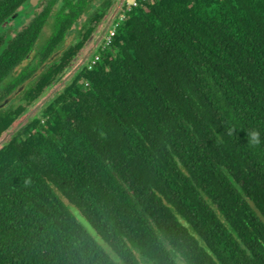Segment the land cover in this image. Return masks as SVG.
Masks as SVG:
<instances>
[{"label": "trees", "instance_id": "16d2710c", "mask_svg": "<svg viewBox=\"0 0 264 264\" xmlns=\"http://www.w3.org/2000/svg\"><path fill=\"white\" fill-rule=\"evenodd\" d=\"M23 1L0 0V21ZM48 1L33 30L0 38V137L115 0ZM46 24L43 57L75 40L16 72ZM181 259L264 264V0L139 4L0 146V264Z\"/></svg>", "mask_w": 264, "mask_h": 264}, {"label": "flooded vegetation", "instance_id": "af4514ba", "mask_svg": "<svg viewBox=\"0 0 264 264\" xmlns=\"http://www.w3.org/2000/svg\"><path fill=\"white\" fill-rule=\"evenodd\" d=\"M117 2H118V0H115L113 2L109 12L102 18V21L98 24L99 27L97 26L98 27L96 29L97 31L93 34V38L89 41L90 44L88 45L87 49L91 48V46L93 45L92 44L93 41L96 40L97 38H99V42L102 40V38L105 34V31H103V27L105 26L106 22L109 20V17L113 13V10H114L115 6L117 5ZM46 4L47 5L49 4L48 0H33V2H32V0H24L23 2H21L20 5H18L14 11L9 13L6 18H4L2 21H0V38L3 39L2 43H4L6 41L9 44L14 38L19 36L20 33L21 34H23L25 32L28 33V31L33 30V25H34L35 21L37 20V17L42 12V9L46 6ZM59 4H60V0H57V3L55 5L57 6ZM117 11L112 16L113 19L116 16ZM112 18L110 21L111 24L113 23ZM49 20H51V18ZM44 26L45 25H43L41 27V33H40V36L38 37L39 39L42 35V31H43ZM99 42H98V44H99ZM40 43L43 44L39 40V42L37 44L35 43V45L31 49H29L28 53L25 54V57L21 61L20 65L30 64V63L31 64H38V63L46 64V63H49L50 61L54 62L59 58V55L61 54L62 49L65 48V47H63V44H62L60 47H57V48L55 47L53 51L49 50L47 52V54H49V55L46 57H43L42 55H40V52H39ZM86 52L88 53V50ZM84 54L86 55L85 52L78 53L72 59L70 64L68 65L67 70H69L71 64H72V66H75L79 62H82V63L78 67V69L80 67H82L83 64H85L87 59L90 57V54H88L86 56H84ZM39 71H40V68L38 69V71L35 74L39 73ZM45 91L42 94H44Z\"/></svg>", "mask_w": 264, "mask_h": 264}, {"label": "rangeland", "instance_id": "374dc122", "mask_svg": "<svg viewBox=\"0 0 264 264\" xmlns=\"http://www.w3.org/2000/svg\"><path fill=\"white\" fill-rule=\"evenodd\" d=\"M92 2L94 3H97L98 1L97 0H91ZM82 19H84V16H80L78 19H77V22L79 24L80 21H82ZM98 26V25H97ZM74 27V26H73ZM77 27V25H76ZM99 27V26H98ZM97 27V28H98ZM96 28V29H97ZM97 30H95L96 32ZM94 32V33H95ZM51 33V27L49 24H46L43 28V31H42V35L40 37V41L43 42L45 40V38H47V36ZM93 33V34H94ZM76 35H73V34H68L66 35V37L64 38V42H63V47L69 45L73 40H75V37ZM93 38V35L91 34L89 36V38L87 39V41L85 42V44L83 45L82 49H80V51L78 53H81V52H85L87 54V49L88 48V45L90 44L89 41ZM95 42V40L93 41V43ZM92 43V44H93ZM84 49V50H83ZM87 49V50H86ZM86 50V51H85ZM99 51V48H94L93 52H98ZM90 53V56L92 58L93 54L94 53ZM84 56H86L84 54ZM80 63V62H79ZM23 65H20L16 68V72L19 71L21 68H22ZM77 70L75 68V66H70L69 70L66 72V74L61 78V80H59L57 83H54L53 85H51L49 88H47V90L45 91L44 94H42L41 96H39L35 101H33V103L29 106V111L27 110L19 119H17L13 125L7 130L5 131L1 137H0V146L9 139L11 133H13V131L15 130V128L20 125L21 123H24L27 121V117L29 116V118L35 116V115H38L39 112H40V108L41 106L48 101V99L54 97L58 92L61 91L63 85L65 82H67V80L69 79V77L74 73L75 70ZM76 220L90 233L93 235V237H96L98 240H99V237H97L91 230V228L89 227V224L88 222L86 221V219L84 217H82L80 214H78L76 211H72ZM177 263L178 264H187L183 259L181 260H177Z\"/></svg>", "mask_w": 264, "mask_h": 264}, {"label": "built area", "instance_id": "2783aa9c", "mask_svg": "<svg viewBox=\"0 0 264 264\" xmlns=\"http://www.w3.org/2000/svg\"><path fill=\"white\" fill-rule=\"evenodd\" d=\"M151 0H124L120 6V8L117 11L116 16L113 19V23L107 27L105 30V34L102 38V40L97 44L95 48H99L98 52H93V56H91L87 59L85 66L86 68L90 69L92 68L97 61L100 58V53L105 50V48L111 43L112 41V35L117 28L120 21L124 20L126 14L131 11V9L137 7L141 3H148ZM94 50V49H93Z\"/></svg>", "mask_w": 264, "mask_h": 264}, {"label": "water", "instance_id": "95a60500", "mask_svg": "<svg viewBox=\"0 0 264 264\" xmlns=\"http://www.w3.org/2000/svg\"><path fill=\"white\" fill-rule=\"evenodd\" d=\"M32 2H33V0H32ZM122 2H123V0H118V2H117V5L115 6V8H114V10H113V13L111 14V16L109 17V20L112 18V16L114 15V13L120 8V6H121V4H122ZM109 22V21H108ZM108 22L105 24V26L103 27V31H105L106 29H107V26H108ZM98 42H99V38H97L96 40H95V42L93 43V45L91 46V48L88 50V53L86 54V55H88V54H90V53H92V51H93V49L97 46V44H98ZM81 63L82 62H80V63H78L77 65H75V68L77 69L80 65H81ZM75 70V69H74ZM76 71V70H75ZM74 71V72H75ZM5 102H7V99H5L2 103H0V106H2ZM29 111V110H28ZM30 116V115H29ZM29 116L27 117L28 119H29ZM27 119V120H28ZM25 123V122H24ZM24 123H21L20 125H18L16 128H15V130L13 131V133L15 132V131H17ZM13 133H11V135L13 134ZM10 135V136H11ZM10 138V137H9Z\"/></svg>", "mask_w": 264, "mask_h": 264}, {"label": "bare ground", "instance_id": "6f19581e", "mask_svg": "<svg viewBox=\"0 0 264 264\" xmlns=\"http://www.w3.org/2000/svg\"><path fill=\"white\" fill-rule=\"evenodd\" d=\"M108 21H109V22H108ZM108 21H107V22H108V26H110V24H111V23H110L111 19H110V20H108ZM107 22H106V23H107ZM108 26H107V27H108Z\"/></svg>", "mask_w": 264, "mask_h": 264}]
</instances>
